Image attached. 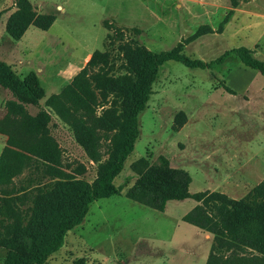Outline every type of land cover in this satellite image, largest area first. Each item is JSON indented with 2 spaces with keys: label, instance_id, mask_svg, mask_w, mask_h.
Wrapping results in <instances>:
<instances>
[{
  "label": "rangeland",
  "instance_id": "rangeland-1",
  "mask_svg": "<svg viewBox=\"0 0 264 264\" xmlns=\"http://www.w3.org/2000/svg\"><path fill=\"white\" fill-rule=\"evenodd\" d=\"M25 1L36 19L24 32L23 58L17 57L21 70L36 69L44 91L39 103L53 118L55 125H48V135L59 155L54 163L9 146L29 159L19 174L0 185V234L13 233L11 226L16 224L17 231L28 229L46 237L53 223L71 209L75 190L82 184L90 186L96 178L98 163L88 159L70 128L44 106V99L54 91L47 86L51 80L41 60L43 51H50L61 71L84 51L97 50L101 55L85 75L100 71L115 86L127 77L133 79L127 67L132 61L130 47L139 45L151 52L169 50L205 24L210 31L183 44L182 54L208 61L224 50L243 46L264 63V0ZM19 4V0H0V61L15 54L17 39L5 26ZM45 17L56 19L47 32L48 28L37 27ZM103 22L110 27H104ZM27 45L34 46L28 51ZM11 63L17 62L11 59ZM248 84L249 91H235ZM151 90L146 107L137 115L139 133L133 149L113 184L129 186L163 156L170 166L189 174L190 193L216 191L230 200L261 201L262 197L251 190L263 178L250 180L248 185L242 184L238 175L264 170V118L259 113L264 103V77L241 66L233 54L210 69H190L168 60L157 68ZM94 94L95 116L109 109L114 122L113 128L98 127L103 162L122 136L121 96L114 87L94 89ZM11 98L0 87L2 126L4 102ZM25 109L29 114L36 111L31 106ZM16 135L28 139L19 129ZM6 138L0 133V152ZM194 202L191 198L169 200L166 211L158 212L122 194L95 199L82 221L65 232L61 246L44 264H72L81 256L84 264H201L208 251L205 231L180 219ZM5 253L0 246V264Z\"/></svg>",
  "mask_w": 264,
  "mask_h": 264
},
{
  "label": "trees",
  "instance_id": "trees-1",
  "mask_svg": "<svg viewBox=\"0 0 264 264\" xmlns=\"http://www.w3.org/2000/svg\"><path fill=\"white\" fill-rule=\"evenodd\" d=\"M19 1L13 19L5 26L13 39H18L30 21L34 22L36 19L32 18L29 4L25 0ZM231 3H234L233 0ZM45 19V22H39L37 26L41 30L49 27L53 17ZM103 24L104 27H110L109 24ZM209 31L207 25H199L192 34L165 51L151 52L142 46L133 45L130 47L132 61L127 66L133 79L127 77L115 86L102 77L100 71L92 73L91 76L85 75L101 55L94 50L85 67L69 83L59 92L44 99V106L70 128L74 141L88 159L98 163L96 178L90 186L82 184L75 190L71 197V209L53 223L46 237L28 229L17 231L16 224L11 226L13 233L0 234V246L6 249L1 264H44L45 259L61 246L65 232L82 221L90 202L119 194L159 212L164 211L169 200L191 198L195 204L180 219L211 234L212 243L204 264H264V178L251 190L252 194L262 197L259 202L230 200L216 191L190 193L189 174L182 168L170 166L167 159L160 156L156 163L138 174L129 186L113 184L114 177L120 172L124 160L133 149L139 133L137 115L146 107L157 68L162 63L172 60L190 69H210L213 64H221L228 55L233 54L241 66L264 77V63L243 46L224 50L208 61L189 58L180 52L183 44ZM90 78L93 85L90 84ZM0 87L7 90L12 97L4 102L6 116L3 126L0 123V133L7 136L6 145L0 152V185H3L19 174L29 159L28 155L9 146L54 163L58 162L59 151L55 141L48 135V125L55 124L51 115L39 103L44 91L36 74L28 71L20 78L9 65L0 61ZM100 87H114L121 96L123 113L121 139L110 149L108 158L103 162L99 150L102 136L98 127L105 130L113 128L114 122L109 109L95 116L97 99L94 89ZM225 90L229 89L225 87ZM26 106L33 107L36 110L34 114H29ZM15 122L16 127L11 128ZM17 129L28 139H19V135H16ZM72 264H84V258L76 257Z\"/></svg>",
  "mask_w": 264,
  "mask_h": 264
},
{
  "label": "crops",
  "instance_id": "crops-1",
  "mask_svg": "<svg viewBox=\"0 0 264 264\" xmlns=\"http://www.w3.org/2000/svg\"><path fill=\"white\" fill-rule=\"evenodd\" d=\"M56 19L53 20V22L50 24V26L48 27L47 30H45L44 32H47L49 31L50 27L53 26V24L55 23ZM28 29V27L25 29L24 32H26ZM23 32V34L17 39L15 40V54L14 52H12L10 54V57L4 59L3 61L10 66L11 70L16 74L18 75L20 78H22L28 71H33L36 76H38L37 72H36V69H32V70H29V69H23L21 70V67L22 65H19L20 63V60H18L19 58L17 57V55H21V49L25 48V45L23 43V36L25 35ZM57 38V37H56ZM55 39V38H54ZM21 44H22V48H21ZM34 46V45H33ZM33 46H29L27 45V50L29 51V48L33 47ZM91 51L87 50V51H84L83 55L80 56L79 58L77 59H72V62L67 65L68 67L62 69L61 71L57 70L56 66H55V63H54V60L52 59V55L49 51V53H46L45 51H43L42 54V57L43 59H41L43 62H44V66H45V69L46 71L48 72L49 76H50V80L51 82L47 83L48 87H49V90L50 91H54V93H57L64 85H66L73 77V75L76 74V72L82 67V65L85 63V61L88 59L89 55H90ZM21 58H23V55L20 56ZM11 59L12 60H16V64H12L11 63ZM83 60V62H82ZM81 64V65H80ZM249 86L250 84L248 85H244L242 86V88H237L235 91H249ZM251 87V86H250ZM229 89V88H228ZM52 94V93H50ZM49 94V95H50ZM254 96L251 95V97ZM263 96H261V99L263 100ZM253 99V98H252ZM259 113H262L263 115V118H264V103L261 107V109L259 110ZM225 177V176H224ZM264 178V170H260L257 174H254L253 172L249 171V172H246V171H243L240 175H238V179L240 181H242V184H248L250 180H260ZM244 182V183H243ZM215 184V183H214ZM249 185V184H248ZM183 200V199H182ZM167 204V202H166ZM166 204H165V208H166ZM195 204V202L190 205L191 207ZM190 207V208H191ZM164 208V211H166ZM159 212V211H158ZM184 213H182L180 215V218L181 216L183 215ZM188 224V223H187ZM199 230V229H198ZM201 231V230H199ZM204 232V231H202ZM204 237L205 239H207L209 242L207 244L208 246V251H209V248H210V245L212 243V240H211V234L207 233V232H204ZM208 251L207 253L205 254V256L203 257V260L201 261V264H204L205 262V259H206V256L208 254Z\"/></svg>",
  "mask_w": 264,
  "mask_h": 264
}]
</instances>
